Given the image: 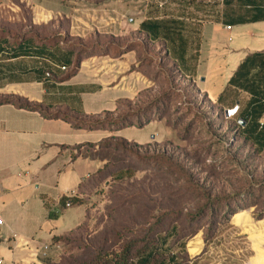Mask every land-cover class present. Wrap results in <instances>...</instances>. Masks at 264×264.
Wrapping results in <instances>:
<instances>
[{
  "label": "rangeland",
  "instance_id": "rangeland-1",
  "mask_svg": "<svg viewBox=\"0 0 264 264\" xmlns=\"http://www.w3.org/2000/svg\"><path fill=\"white\" fill-rule=\"evenodd\" d=\"M209 5L207 38L195 30V21L184 19L178 20L182 36L176 41L163 31L154 39L131 30L125 38L95 40L114 48L115 57L108 55L118 63L110 75L119 71L128 76L109 78L113 89L96 95L106 98L107 105L89 119L98 123V142L96 150L86 147L83 152L103 167L79 201L70 207L60 201L56 221L46 220L43 207L36 212L26 203L28 213L10 223L15 234L4 222L0 259L5 264H11L8 254L15 250V238L37 239L51 224L52 238L60 239L51 238L41 264H69L94 246L113 247L147 234L159 235L162 251L174 263L187 264L198 255L201 264H264V149L243 136L233 93L222 102L214 97L223 90L225 76L217 33L226 38L224 29H229L220 23L225 12L221 2L210 0ZM177 9L180 16L199 17L196 8ZM219 23L220 28H213ZM121 48L128 52L119 55ZM228 108L234 114L226 115ZM95 163L89 162L88 170ZM195 238L203 248L188 250Z\"/></svg>",
  "mask_w": 264,
  "mask_h": 264
},
{
  "label": "crops",
  "instance_id": "crops-1",
  "mask_svg": "<svg viewBox=\"0 0 264 264\" xmlns=\"http://www.w3.org/2000/svg\"><path fill=\"white\" fill-rule=\"evenodd\" d=\"M218 1L225 8L220 23L229 30L221 27L228 33L226 38L217 33L222 40L224 69L221 70L225 71V76L223 90L214 96L216 100L225 92L228 81L245 57L254 52H264V20L227 24V15L240 13L243 9L236 2L227 7L223 0ZM209 2L0 0V96L15 95L41 105L48 113L60 111L89 121L103 110L107 101L96 95L113 89L109 86V78L128 77L118 75L119 71L110 75L112 66L118 63H111L115 57L112 53L114 48L111 42L99 44L95 40L103 43L111 35L125 38L123 35L127 30L139 34L144 32L140 30L143 21L167 19L170 24L184 19L195 21V30H201L207 38L211 28ZM180 5L191 10L196 8L199 17L194 20L192 13L189 16L187 12L185 17L178 15L177 7ZM151 9L154 10L153 15ZM196 22L200 24L196 25ZM220 23L213 24V28H220ZM11 42L19 44L15 47L16 56L8 54ZM126 51L118 54L123 55ZM109 53L113 56L109 57ZM79 55H82L81 59L75 66ZM46 72L52 73V80L44 81ZM68 73L69 76L62 80ZM250 98L251 94L239 89L233 93V105L238 110L244 109ZM96 134L97 129L75 127L73 122L63 118H47L38 111L12 104L0 105V214L12 234L15 233L10 223L21 221V214L27 212L26 203L34 205L36 212L43 207L46 220L56 221L59 211L56 206L61 198L68 191H76L101 168V161L83 154L87 145L97 144ZM91 160L96 162L94 170H88ZM84 169L87 170L85 174L82 172ZM50 227H45L37 239L27 234L33 238L31 241L27 239L28 247H16L15 242V250L8 254L11 264H20L34 249L47 252L54 234ZM190 243L188 250L196 246L199 250L203 248L196 238Z\"/></svg>",
  "mask_w": 264,
  "mask_h": 264
},
{
  "label": "trees",
  "instance_id": "trees-1",
  "mask_svg": "<svg viewBox=\"0 0 264 264\" xmlns=\"http://www.w3.org/2000/svg\"><path fill=\"white\" fill-rule=\"evenodd\" d=\"M234 2H236L243 11L240 13L233 12L227 15L225 20L227 24L235 25L264 20V0H223V4L227 7L231 6ZM176 27H178V22L170 24L169 21L145 20L141 23L140 30L146 32L154 39H158L163 31L165 32L164 35L166 38L171 36V39L176 41V39H180L182 36ZM16 45L19 46V44ZM16 45L12 42L8 45L7 51L10 56H16ZM81 56H78L75 66L78 65ZM63 68L66 69L65 66ZM46 74L44 81L52 80V73L46 72ZM69 74L70 73H68L66 77H63L62 80H65ZM239 89L251 94L246 108L240 109L239 119L244 122V125L239 123L240 130L246 140L251 141L258 150H262L264 149V52H254L245 57L228 81L227 89L219 96L217 101H224L229 92L234 93ZM2 104H12L19 108L38 111L47 118H63L66 121L73 122L75 127L81 126L94 130L98 124L97 122H90L88 120L72 117L60 111L48 113L41 105L15 95L0 96V105ZM116 123V121L110 122V124ZM140 124L141 123H138L139 126H141ZM87 147L96 150L95 144H89ZM83 154L85 153L83 152ZM102 167L103 166H101V168ZM101 168H99L98 171ZM98 171L92 174L90 178L97 175ZM90 178L76 190V196L72 197L71 204L79 201V198L84 195V189L86 185L89 184ZM60 201L65 204L66 197L63 196ZM52 239L53 241H58L60 238L54 236ZM162 240L165 241L166 236H164ZM162 247H164V244L161 243L159 235L152 237L147 234L142 238L135 237L126 241L123 240L113 247L106 245V243L94 246L85 256L72 260L69 264H184L183 262L174 263L173 259L169 258V256L162 251ZM45 264L51 263L47 262ZM187 264H189V262Z\"/></svg>",
  "mask_w": 264,
  "mask_h": 264
},
{
  "label": "built area",
  "instance_id": "built-area-1",
  "mask_svg": "<svg viewBox=\"0 0 264 264\" xmlns=\"http://www.w3.org/2000/svg\"><path fill=\"white\" fill-rule=\"evenodd\" d=\"M236 110H238V107L236 106L235 108V112ZM228 112H230V114H234V109H230L228 110ZM233 112V113H231ZM76 196V191L72 190V191H68L65 195L66 197V202H65V206L66 207H70L71 206V199L72 197ZM4 224V220L0 214V226ZM16 242V247H28V242L27 241H22V240H18L17 238L14 239ZM46 255L45 250H39V249H34L33 252L31 253V255L26 259L23 260L20 264H41L40 261V257ZM200 257L198 255L195 256H190L189 259V264H201L199 261ZM225 261V260H224ZM223 260H221L218 263L215 264H225ZM0 264H5V262L0 259Z\"/></svg>",
  "mask_w": 264,
  "mask_h": 264
},
{
  "label": "water",
  "instance_id": "water-1",
  "mask_svg": "<svg viewBox=\"0 0 264 264\" xmlns=\"http://www.w3.org/2000/svg\"><path fill=\"white\" fill-rule=\"evenodd\" d=\"M228 114H229V112L226 111V115H228ZM239 123H240L241 125H244V122H243L241 119H239Z\"/></svg>",
  "mask_w": 264,
  "mask_h": 264
},
{
  "label": "bare ground",
  "instance_id": "bare-ground-1",
  "mask_svg": "<svg viewBox=\"0 0 264 264\" xmlns=\"http://www.w3.org/2000/svg\"><path fill=\"white\" fill-rule=\"evenodd\" d=\"M231 113H233V112H231Z\"/></svg>",
  "mask_w": 264,
  "mask_h": 264
}]
</instances>
